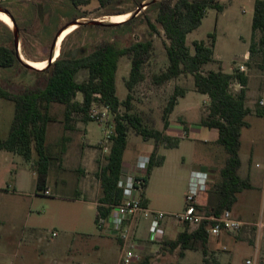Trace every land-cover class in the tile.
<instances>
[{"label":"rangeland","instance_id":"rangeland-1","mask_svg":"<svg viewBox=\"0 0 264 264\" xmlns=\"http://www.w3.org/2000/svg\"><path fill=\"white\" fill-rule=\"evenodd\" d=\"M218 1L226 6L225 9L222 12L208 9L201 26L187 36L186 44L194 52V42L203 41L211 46L214 41L211 36H215V61L204 66V72L222 70L231 74L238 70V65L246 66L245 74L249 78L248 85L251 89L247 105L252 114L246 118L249 128L243 129L241 135L240 175L247 177L254 174L255 179L252 182L253 188L240 195L235 207V213L253 227H246L239 234L240 237L231 239V244L219 245L209 257L218 264H264V116L255 114L257 102L264 95V61L260 54L251 57L249 53L255 0ZM141 3L142 0H117L101 6L98 0H89V4L75 7L69 0H0V8L11 11L16 19L21 55L24 57L21 46L23 42L31 61L47 62L53 36L67 24L79 19L108 21L110 17H114L110 14L134 12ZM157 14V10L153 8L145 10L135 17V22L117 29L77 27L62 42L60 54L81 55L109 38L115 40L120 48L150 39L146 18L160 29L156 23ZM56 15L60 16L59 20ZM6 25L0 22V45L12 38L13 27ZM259 38L260 33L257 34L256 41ZM164 40L161 31L160 36L153 37L152 48L143 57L145 80L132 92L131 113L138 116L146 128L162 131L163 110L174 89L178 87L186 91L185 96L178 99L170 121L174 126L180 124V120L188 125L189 138H185L180 149L178 146L167 148L166 145H161L160 156L164 160L166 156L167 161L156 171L147 193L153 199L155 208L168 213V216H176L183 210L186 185L184 178L188 170L194 166V170L207 171L211 177L217 178L218 169L223 166L228 155L222 146L216 144L217 131L197 125L202 116L207 114L209 101L204 95L194 91L192 76H181L160 87L154 85L152 78L164 72L168 66ZM245 55H248V60ZM130 70L131 60L122 57L116 74L117 97L120 101H124L129 93L126 81ZM86 77L87 72L82 71L78 74L77 81L81 82ZM0 80L25 86L32 85L35 78L15 67L1 69ZM75 102H82L80 94ZM64 110L62 105H54L51 110L56 122L48 126L46 147L51 165L44 186L39 184V175L31 164L20 156L0 150V248L6 247L1 248V251L14 252L23 227L30 232L34 230L35 236L45 244L55 239H74L76 247L82 241L92 247L101 235L102 230L95 222L97 211L93 197L96 194L101 196L100 180L96 172L105 166L110 152V143L107 151L99 144L104 139L105 126L93 121L83 122L81 116L76 114L70 129L65 130ZM120 112L124 114L125 108L121 107ZM14 114V103L0 99V142L8 137ZM151 143L155 145L154 140L145 141L133 128H129L125 161H131ZM63 146L66 154L62 159ZM76 156H80L86 166L82 162L78 163ZM33 159H36L35 153ZM256 164L260 165L259 169L255 168ZM14 178H18L17 190H14ZM47 189L51 196L44 195ZM53 232L58 236L53 237ZM24 249L30 252L32 247L25 245ZM33 255L28 253L24 261L18 256L16 260L8 259L0 264H32L35 260ZM203 260L201 251L188 252L184 259L176 251L163 262L204 264Z\"/></svg>","mask_w":264,"mask_h":264},{"label":"trees","instance_id":"trees-1","mask_svg":"<svg viewBox=\"0 0 264 264\" xmlns=\"http://www.w3.org/2000/svg\"><path fill=\"white\" fill-rule=\"evenodd\" d=\"M73 6L89 4V0H69ZM101 6H106L117 0H98ZM145 0H142V2ZM225 5L218 0H163L150 5L149 9L157 10L156 23L160 29L151 23L147 17L150 39L132 43L120 48L113 39H105L95 45L90 52L81 53L78 57L60 54L58 59L43 71L26 69L18 60L14 45V34L6 44L0 45V70L17 68L20 72L30 73L35 80L32 85H22L9 80H0V99L14 103V119L8 137L0 142V150L18 155L37 171L39 184L44 186L49 169L50 158L47 153L46 141L48 126L55 123L51 110L54 105L64 106V129L68 130L73 122L74 115H80L83 122H91L87 113L95 95L101 96V102L110 107L115 116L116 134L111 139L110 152L106 157L105 166L98 170L101 185V197L97 203V216L101 214L107 218L112 209L122 203V170L123 157L128 145L129 128H133L143 140H154L155 149L150 155V164L143 180L145 187L150 175L156 167L164 163L162 156H157L161 145L167 148L178 146L180 140L166 134L170 126V116L173 113L178 99L185 96L186 91L176 87L163 110V130L146 128L142 120L131 113L134 88L145 80L142 65L143 57L147 55L153 45V37L164 34V48L168 66L159 75L152 78L154 85L164 84L176 80L184 75H190L194 80V91L209 98L207 114L202 117L200 125L210 130H216L218 138L216 144L222 146L228 155L222 167L218 169V178L209 184L207 201L200 209L207 216H220L223 212L232 211L238 202V195L251 190L252 184L248 179L239 176L241 167L240 149L243 129L249 128L246 118L252 114L248 107L247 88L249 78L245 73L235 71L231 74L222 70L204 72V66L213 63L214 43L206 45L203 41L193 43L194 52L187 46V36L198 29L208 9H217L222 12ZM126 14L118 12L110 14L116 16ZM56 17L60 18L59 15ZM135 18L112 29L129 25ZM100 28V27H98ZM110 29V28H104ZM260 38L256 41L257 34ZM250 55L260 54L264 61V0H255L252 20V38ZM24 58L30 60L21 43ZM122 57L131 60V70L126 88L128 95L124 101L117 97L116 74L119 61ZM263 67V66H262ZM87 72L85 80L77 81L80 72ZM239 83L243 89L235 92L232 85ZM82 96V102H75L77 95ZM258 105V104H257ZM126 112L121 114L120 108ZM256 116L263 117L264 109L259 105ZM186 129V127H185ZM63 141L64 138H63ZM63 146V151L65 150ZM36 159H33V155ZM144 201V198H143ZM204 223L198 230L190 231L188 226L180 233L176 240L166 242L163 248L170 253L178 251L181 258L187 252L201 251L204 264H218L212 262L208 254L210 235Z\"/></svg>","mask_w":264,"mask_h":264},{"label":"crops","instance_id":"crops-1","mask_svg":"<svg viewBox=\"0 0 264 264\" xmlns=\"http://www.w3.org/2000/svg\"><path fill=\"white\" fill-rule=\"evenodd\" d=\"M247 90H248L247 96L249 98V94H251L250 85H248ZM205 97L209 101V98L207 96ZM204 116L205 115H203L202 117ZM201 119L197 123L199 127H202L200 125ZM180 122H181L180 124H177V126H174L172 125L170 121V126L168 130L166 131V134L168 136L180 140L178 144V149H180V147L182 146V143L185 141V138H189V134H190L188 125L186 126L185 123H183V121L181 120ZM202 128H205V127H202ZM211 131H216V130H211ZM217 138H218V133H217ZM161 147L163 146L159 147L157 156H160ZM154 149H155L154 143L146 145L145 148L141 152H139L135 156V158H133L129 162L125 161V154H124L122 178L128 175L137 176V177L145 176L146 173L140 172L135 167V164L140 156L150 157ZM9 154H12V153H9ZM65 154L66 152L65 153L63 152L62 159L64 158ZM12 155H15V154H12ZM15 156H18V155H15ZM76 159L78 160V163L82 162V165L86 166L85 161H82L80 159V156L79 157L76 156ZM166 161H167V157L165 156L164 164ZM256 165H259V164H256ZM162 167L163 166L158 167V168L156 167L155 169H153L150 175V178L148 180V183L145 187V192L143 196L144 198L143 204L145 207H147L150 210L165 213L164 211H161L158 208H155L156 206L153 202V199L147 194L148 190L150 189V182L153 181L156 171ZM194 168H195L194 166L191 167L188 170L186 177L184 178V181H186V185H185V192L183 195L184 204H183L182 212L185 209V196L187 194L190 173L194 170ZM241 168H242V164H241L240 169ZM255 168L259 169L260 167L258 168L255 167ZM204 172L208 174L207 171H204ZM97 174H98V171L96 172V176L98 177ZM239 176L243 179H248L251 184L253 180L255 179L254 174H249L247 177H245L246 175H244V177H242L240 175V170H239ZM217 178H215V176L211 177L208 174V179H207L208 185L215 182ZM85 179H88V178L85 177ZM14 183H15L14 190H17L18 178H14ZM241 194L238 195V201H239ZM100 197H101L100 194H96V196L93 197L95 199L96 211H97V203ZM86 200H87V197H86ZM206 201H207V194H204L199 198L200 205H205ZM235 207L232 210L234 216L240 221H242L245 224V226L242 228V230L238 234L221 233L218 236H210L208 246H207L208 254L211 255L212 253H214L216 249L218 248V246L221 244H225V245L231 244L232 243L231 239H233L234 237H240L239 234H241V232L244 231L246 227H249V226L253 227L251 223L244 221L241 218V216L235 213ZM165 214H168V213H165ZM177 214H180V213H177ZM150 224H151L150 221H147L144 219L140 220L138 224V227L136 230V241H137V246H138L137 252L142 258V261L144 264H166V262H163V261H165L168 258V256L171 255V253L167 249L165 250L162 247L163 244L166 242H171V241L176 240L177 236L185 230L186 225L178 222L177 220L173 218H165L161 221L160 226L157 229V231L154 233H151ZM33 231L34 230H31L30 232L26 227H23L21 229L20 231L21 239L18 241V243L15 241L16 248L14 252L9 253V251H5V250L1 251V248L6 249V247H1L0 248V262L4 263V261H8V259L16 260L18 256H20L21 261H24V257H26L28 253H32L34 254L33 256L35 258L32 264H120L119 242L109 233L107 229H102V232H100L101 235L97 237V241L92 247H90L88 244H86L83 241L77 244L78 247H76L74 239H61V240L55 239V240H50L48 241L47 244H45L44 242H41V239L35 236V233ZM8 243L9 241L7 242V244ZM25 245H29L32 247L30 252H26V250L24 249ZM187 253H185L184 258L187 257Z\"/></svg>","mask_w":264,"mask_h":264},{"label":"built area","instance_id":"built-area-1","mask_svg":"<svg viewBox=\"0 0 264 264\" xmlns=\"http://www.w3.org/2000/svg\"><path fill=\"white\" fill-rule=\"evenodd\" d=\"M248 60V55L245 56ZM237 71L246 72V66L238 65ZM232 89L238 92L243 89L239 83L232 85ZM87 116L100 125L105 126L104 139L99 143L104 151L108 150L107 145L116 134L115 116L111 113L110 107L102 103L101 96L95 95ZM257 104L264 109V95ZM150 164L149 156H140L135 167L140 172H145ZM260 167V165H256ZM143 177L128 175L122 179L123 200L122 203L112 209L111 214L104 218L98 215L97 226L99 229H107L109 233L119 242L120 264H143L142 258L137 252L136 230L140 220H150V232L154 233L160 223L166 217H172L178 222L189 227L190 231L198 230L204 223L210 236H218L221 233L238 234L245 224L237 219L232 211H225L220 216H207L200 209L199 198L208 191V174L204 171L193 170L190 173L187 194L185 196V209L181 214L168 216L163 212L148 209L143 204L145 182ZM45 196H51L50 190L44 191ZM53 237L58 235L53 232ZM250 264V262H247Z\"/></svg>","mask_w":264,"mask_h":264},{"label":"water","instance_id":"water-1","mask_svg":"<svg viewBox=\"0 0 264 264\" xmlns=\"http://www.w3.org/2000/svg\"><path fill=\"white\" fill-rule=\"evenodd\" d=\"M160 1L163 0H150V1H143L140 6L136 9V11L131 12L133 13L131 19H134L135 17H137L140 13H142L143 11H145L150 5L152 4H156ZM0 13H4L7 16H9V18L11 19V21L13 22V34H14V45H15V49L17 52V58L20 61V63L28 70H33V71H39L34 69L33 67L29 66V64H27V62H25V59L22 58L21 56V52H20V36H19V32L17 29V25L16 22L14 20V18L11 16V14L7 11V10H3L0 8ZM119 16V15H116ZM129 20L122 22V23H111V22H105V21H98V20H75L72 23H69L67 26H65L64 28H62L55 36L54 41L52 43L51 46V50H50V57L48 58L47 61V67H49L51 64H53L55 61H53V55H54V51L58 42L59 37L61 36V34L67 30L69 27L71 26H76V27H82V26H94V27H101V28H112V27H116L119 26L121 24H124L126 22H128ZM46 67V68H47ZM43 71V70H42Z\"/></svg>","mask_w":264,"mask_h":264},{"label":"bare ground","instance_id":"bare-ground-1","mask_svg":"<svg viewBox=\"0 0 264 264\" xmlns=\"http://www.w3.org/2000/svg\"><path fill=\"white\" fill-rule=\"evenodd\" d=\"M132 16V13H126V14H122V15H119V16H114V17H110L108 21H105V22H111V23H122V22H125L127 20H129V18ZM0 21L4 22L5 24H7V26L9 28H12L13 27V22L11 21V19L9 18V16H7L6 14L4 13H0ZM77 27L74 25V26H71L69 27L67 30H65L61 36L59 37L58 39V42H57V45H56V48H55V51H54V55H53V61L57 60V58H55V55H56V52H57V49L59 48V45L63 39V36L67 33H70L71 31L75 30ZM22 56V55H21ZM23 59H25L23 56H22ZM25 62H27V64H29V66L33 67L34 69L36 70H43L47 67V62L44 61L43 63H31L30 61L26 60L25 59Z\"/></svg>","mask_w":264,"mask_h":264},{"label":"flooded vegetation","instance_id":"flooded-vegetation-1","mask_svg":"<svg viewBox=\"0 0 264 264\" xmlns=\"http://www.w3.org/2000/svg\"><path fill=\"white\" fill-rule=\"evenodd\" d=\"M8 11V10H7ZM10 14H11V16L14 18V20H15V22H16V19H15V17H14V15L11 13V11H8ZM75 21V20H74ZM1 22V21H0ZM3 24H5L4 22H2ZM72 23V22H71ZM6 25V24H5ZM17 25V24H16ZM68 25V24H67ZM66 25V26H67ZM7 26V25H6ZM65 27V26H64ZM63 27V28H64ZM80 28V27H79ZM62 29V28H61ZM60 29V30H61ZM59 30V31H60ZM58 31V32H59ZM74 31V30H73ZM73 31H71L70 33H67V34H65L64 36H63V39H62V41H61V43H60V45H59V48L57 49V52H56V55H55V58H57L58 59V57L60 56V48H61V44H62V42L64 41V39L69 35V34H71ZM57 32V33H58ZM56 33V34H57ZM56 34L53 36V38H52V40H51V43H50V46H49V52H48V58L50 57V50H51V46H52V43H53V41H54V38H55V36H56ZM69 56H72V57H78L79 55H75V53L74 54H69ZM28 61H30L31 63H43V62H36V61H31V60H28Z\"/></svg>","mask_w":264,"mask_h":264}]
</instances>
